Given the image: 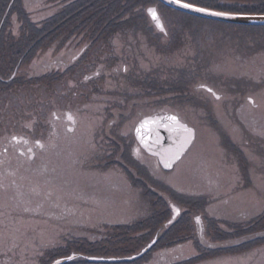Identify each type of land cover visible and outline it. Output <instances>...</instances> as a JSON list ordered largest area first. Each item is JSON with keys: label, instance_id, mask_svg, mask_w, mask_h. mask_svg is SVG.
I'll return each instance as SVG.
<instances>
[{"label": "rangeland", "instance_id": "374dc122", "mask_svg": "<svg viewBox=\"0 0 264 264\" xmlns=\"http://www.w3.org/2000/svg\"><path fill=\"white\" fill-rule=\"evenodd\" d=\"M55 2L58 1L29 6L35 14L33 19L50 14L58 4ZM151 5L157 7L165 34L159 33L147 16L146 8ZM144 6V18L149 24L143 20L137 26L115 31L110 38L113 47L110 39L93 44L94 52L86 54L87 62L79 71L82 81L85 74L81 83H77V74L70 81L52 75L45 68L58 44L65 45L67 37H59L50 44L45 42L28 61H19L17 65V55L10 61V54L25 46L17 32L19 22L11 21V35L6 37L0 54V76L7 78L15 65L19 73L10 89L0 91V143L14 134L41 137L44 144L53 147L52 153L44 157L63 163L57 166L61 170L59 175L68 183L62 182L64 187L49 185L37 173L34 180L42 187L28 188L17 174L0 176V190L11 188L9 183L14 182L13 188L18 191L13 196L1 192L0 205L6 207L7 213L9 210L20 213L17 221L3 219L0 264H42L47 250L62 243L66 235L93 238L103 222L130 221L150 210L148 201L153 198L121 164H111L110 157H114L116 146V153H123L125 165L134 166L121 147L126 145L125 139L133 138L135 123L151 111L176 113L195 129L196 137L189 152L168 172L161 170L153 157L137 151L133 144L138 164L134 167L145 177L139 179L141 183L168 205L172 202L183 210L189 208L156 185L186 195L204 196L207 199L204 215L227 218L229 224L247 220L264 210V27L187 20L154 1ZM150 24L159 36H150ZM70 32L74 33L71 38H77V33L84 31ZM90 33L86 31L82 38L78 37L76 52L89 45ZM173 34L178 39L170 43L175 39ZM149 38L168 46L159 49ZM185 72H191L193 80L177 85L176 75ZM97 73L95 79L86 80ZM144 74L156 76L162 82L160 89L149 88L142 81ZM41 75L44 77L38 80L20 82L21 77ZM200 85L212 88L220 99ZM133 90L146 103L132 111L124 99L136 98L127 95ZM248 97L254 102L250 103ZM66 109L76 118L75 131L68 132L59 121L55 123L56 136L48 138L46 122L52 121L53 112L64 114ZM119 109L126 114L116 116ZM135 168L131 169L133 177H137ZM50 196L57 202L65 198L68 210L62 212L60 203L58 208L52 207ZM203 229L212 239H218L216 232L224 230L222 224L211 225L206 221ZM2 236L13 239L4 241ZM193 253L191 242L172 245L154 250L146 264H170ZM201 264H264V244Z\"/></svg>", "mask_w": 264, "mask_h": 264}, {"label": "trees", "instance_id": "16d2710c", "mask_svg": "<svg viewBox=\"0 0 264 264\" xmlns=\"http://www.w3.org/2000/svg\"><path fill=\"white\" fill-rule=\"evenodd\" d=\"M22 1L23 0H0V54L2 52V47L5 44L6 37L11 35L9 34V30L12 23L9 19V15L12 12H15L19 17L17 19V22H19L17 29L18 32H20V43H22V45L25 44V46L20 48L21 51L19 50L18 53L10 54V61H12L11 58L13 55L18 56L15 62L16 64L17 62L19 63V61L22 63L24 60H30L39 46L47 42L48 39L51 38V35H57L59 32H70L73 29H80V31L83 30L84 32H91L90 38L93 44L97 43V41L100 39L108 41L110 38L114 37L115 31L117 30H126L131 25L137 26L139 23H142L141 21L143 20L145 23L146 19L144 17H146V15L144 13V5H148L152 1L161 4L162 7L169 11L180 14L181 16L187 18V20L221 23L173 10L163 5L158 0H57L58 2L56 3L58 4L55 5V9L50 14L42 17L41 19L34 20L25 12ZM200 6L211 7L213 9L230 12L264 13V0H200ZM147 23L149 24L148 21ZM222 24L234 25L226 23ZM236 26L245 27L244 25ZM143 27L145 28L144 24ZM152 28L153 26L150 24V27L148 28L150 36H159L158 33H155ZM173 35L175 39L170 43H175L176 39H178L177 35ZM149 39L151 43L153 45L155 43L159 49L162 47L167 48L168 46V44H161L155 40H152L151 38ZM110 40L109 42L112 41ZM87 53H89V51L86 52V54ZM191 72L193 73V71ZM191 72H185L181 74L178 73L174 79L176 80L178 78L176 84H182L185 80H189L190 82V78L193 79ZM186 73H189V76H186ZM39 77H44V75L31 76L27 78L21 77L20 82H32L34 80L40 79ZM142 77V81L146 82L147 86L152 90L158 88L160 89L162 86V82L159 81L154 75L144 74ZM15 82L16 79H10L6 82L0 80V91L2 92L10 89ZM125 154L127 157H129L128 152ZM128 159L134 166L138 165L135 160H132L130 157ZM134 166H132V168H135ZM135 170L137 177L131 176V178L144 189L146 194H149L151 198H153L148 201L150 202V210H147L145 215H141L138 218H134L125 223L101 224L98 226L101 229L98 230L96 228L97 231L94 232L93 238H91L92 236H65L62 238V243H59L57 246L47 250V257L42 264H49L55 257L67 255L72 250L88 255L125 256L136 252L151 239L157 228L169 218L170 208L169 205L162 199V197L160 198L158 194L149 190L143 183L139 181V169L135 168ZM150 182L152 183V181ZM156 187L163 190L164 193L177 201L179 204L188 207L189 210L182 211L176 221L164 231L154 247L143 257L132 262L115 264H141L144 260L149 258L154 250L160 248L163 249L193 238L194 224L191 219V215L196 210H204L207 199L204 196L182 194L167 187H161L157 185ZM156 202H159L160 206L162 205V208L158 207ZM205 221L212 225V223L215 224L217 222V219L213 217H207ZM219 222L221 221L219 220ZM229 228L228 234L223 232V230L216 232L217 235H219L218 239H222L225 236L236 238L239 235L247 234L251 230H255L257 228H262L264 230V211H262L261 214L259 213L257 216L248 218L244 221L234 220L229 224ZM240 243L241 244H231L229 246L230 253H237L239 251L245 252L256 245H263L264 232L260 235H257L256 237L247 238L245 241ZM196 244L199 249L201 247L204 248L200 250V256L189 258L185 260V262L172 264H191L201 259H206V257L211 255L210 253L214 255L222 250L221 247H215L216 249H208L210 252H205L204 246L199 243ZM67 264L99 263L78 261Z\"/></svg>", "mask_w": 264, "mask_h": 264}, {"label": "flooded vegetation", "instance_id": "af4514ba", "mask_svg": "<svg viewBox=\"0 0 264 264\" xmlns=\"http://www.w3.org/2000/svg\"><path fill=\"white\" fill-rule=\"evenodd\" d=\"M46 1H48V0H23L22 2H23V5H24L25 12L27 13V15L29 17H31L33 19V16H35V14L31 10H29V6L37 5V4L43 3V2L45 3ZM52 4L54 5V3H52ZM45 16H47V15H45ZM18 18H19L18 14L15 13V12H12L9 15V19L11 21H17ZM34 20H36V19H34ZM71 33L72 32H59L57 35H54V36L51 35V38L48 39V43L50 44L54 40H58L59 37H62V38L67 37V38H69L65 45L61 44V43L58 44V46L56 47V48H58V50H54L56 55L55 54L52 55V57L46 63V67L45 68H46V70L48 72L53 73L52 75H54V76L61 75V76L65 77V80L70 79V81H73L74 78H75V75L77 74L76 77H77V80H79L77 83H81L82 79L80 78L79 71H80V68L83 66V64H85L87 62L86 61V52H88V51H89V53H90V51L94 52L93 49H92L93 42H90L89 45H87V46L83 45L81 47V49L76 52L74 50L76 48V46H77L76 43L80 44L78 37L82 38L84 36V32H82L83 34H80L81 32H78L77 34H79V35L77 36V38H71L72 36H74V33L73 34H71ZM90 41H91V39H90ZM113 45H114V42L111 41L110 42V46L113 47ZM111 47H110V49H112ZM60 49H61V52H60ZM18 52H19V50L16 51V53H18ZM17 65H18V62H17ZM17 65L14 66V69L12 70V73L7 78L0 76V80L6 82L7 80L9 81L10 79H17L16 77H17V75L19 73L18 69H17ZM71 69H73L74 71L70 74V70ZM98 75H99V73L95 74V77L88 76L86 80L89 81L91 79H95L96 77H98ZM83 81H85V74L83 76ZM201 89H203V88H201ZM203 90H205V89H203ZM134 91L135 90H133V92L129 91V93L127 95L130 94L131 97L135 96L136 98H133L130 101H127V98L124 99L128 106H129V103H130V107H131L132 111L134 109H136V107L138 105L143 106L146 103L145 101H141L139 99V98H144V97L136 96L137 93H135ZM205 91H207V89ZM218 95L220 97V94H218ZM214 98H215V96H214ZM248 98H247V100L249 101ZM68 113L72 114V112L67 110V109L64 112V114H57L56 112H53V114H55V115H53L52 121L46 122L47 129H48V131L46 133H47L48 138H53V137H50V136H56V133H54V130L56 128V124L55 123L59 122V121L63 122V124H64V126H65L67 131H68L69 128L72 129V131H68V132L73 133L75 131L76 124H77L76 118L72 114V116L75 118V123H72L71 121H68L67 118H66V115ZM111 113L114 114V112H111ZM165 113H173V112L172 111H162V112L151 111L148 114L143 115L141 117L161 115V114H165ZM124 114H126V113H124V111H122L121 109L116 111V116H120V115H124ZM173 114L177 115L176 113H173ZM131 134H133V129L131 131ZM14 135H12L10 137H6V140H4V141H2L0 143V149H1V152H0V165L2 166V168L0 169V176L1 175L9 176V175L17 174L19 179L23 182V185H26L27 187L28 186L29 187L36 186L37 188L38 187H42L41 183L38 184L39 182L34 180L36 178L34 176H36L37 173L41 175V177H40L41 179H43V180L46 179L45 183H47L49 185H52L53 183H55V184H60L62 187H64L62 182L65 183V184L68 183L67 181L63 180L62 176L60 177V175H59L60 174L59 172L61 170L58 167H59V165H61L63 163H58V160H57V162H56L57 165H56V163H54L52 159H50L49 157H44V155H46L48 153H52L53 147L51 145L44 144L43 141L41 140V137H33V135H30V134L29 135H22V134L16 135L18 137H21L22 139L14 141L13 138H12ZM45 138H46V136H45ZM116 138L120 139V137H118V136H116ZM125 140L127 141L126 145L121 147V150L123 152H125V153L129 152V154L132 157L137 158L136 155H134V152H133V149H132L133 144H136L135 149H138L139 151H141V148L135 142V140L133 141L132 137L129 136ZM25 141H27V143H25ZM36 141H40L41 144H43V147L41 148V147L37 146L36 145ZM29 148L32 149L31 153L28 152ZM113 149H115V151H114L115 154H114V157H110L111 164L112 163L121 164L123 166V168L125 169V171L128 173V175L132 176V172H131L132 166L125 165L126 163L122 159L123 158L122 157L123 153L122 152L119 153V155H120L119 156L116 153V146H114ZM41 152H43L42 153L43 155L39 156V154ZM110 153H113V151H111ZM241 153H242V155H244L243 151ZM29 157H31V158H29ZM126 158L128 160L129 157L126 156ZM86 169L90 170L89 166H87ZM43 180L39 179V181L44 183ZM9 184L12 187L9 188V189L0 190V194H2L1 192H3V193L7 192V195L8 194H11L12 196L13 195H18L17 189L13 188V187H15L16 184L14 182L13 183L10 182ZM7 195L5 197H7ZM52 195H54L56 197L58 196L54 192H52ZM54 196H50V203L52 204V207H57L58 208L57 204L60 203V206H61V209H62L61 211L62 212L67 211L68 210L67 207L69 205H68V202L66 201V199L62 197L60 202H57V201H55L56 199H54ZM8 197H11V196H8ZM48 203H49V201H48ZM65 208H67V210H65ZM5 210H6V207L4 205L3 206L0 205V230L2 228V224H4L3 223V219H8L9 218V219H11L13 221H17V218H19V216H20V213H17L14 210L13 211L9 210V213H7ZM262 211H264V210H262ZM262 211H260L259 213L261 214ZM197 215H200L202 217L203 221H205L206 218L208 217L207 215H204V212L201 211V210H199V211L196 210V212H194L191 215V219H192L193 224H194L193 225L194 226V230H193L194 236H193L192 239L185 241V242H191V244L194 247V253L192 254V256L190 258L200 256L201 255L200 250L204 249L202 247L199 249V247L197 246L196 243H199L202 246H204L205 247V252L206 251L210 252L208 249H210V250L211 249H216L215 247H221L222 250L219 253L214 254V255H212V253H210L211 255L206 257V259H201V260H199L197 262H194V263H191V264H201V263L207 262V260L211 261V259H214V258L225 257V256H229L231 254L235 255L236 253H230V251H229V246L231 244H234V243L241 244L240 242L245 241L247 238L256 237L257 235H260V234H262L264 232V230L262 228H257L255 230H251L247 234L239 235L236 238L235 237L225 236L222 239H212V238H210V235L208 234V232L204 231V229L202 228L201 222H199V223L196 222L195 217H197ZM255 216H257V214L254 215L253 217H255ZM210 217H212V216H210ZM213 218H215V217H213ZM215 219H217L216 223H219V224L223 225V229H224L223 232L228 234V231L230 229L229 228L230 220L227 219V218H219V217L215 218ZM219 220L221 222H219ZM2 239H4V241L6 239L11 241L13 238H11V237L8 238V237H3L2 236L1 240ZM185 242H181L179 244H183ZM10 243H13V242H10ZM260 246H261V244L256 245L254 247H260ZM240 252L241 251H239L237 253H240ZM181 261H182V259L176 260V262H181Z\"/></svg>", "mask_w": 264, "mask_h": 264}, {"label": "water", "instance_id": "95a60500", "mask_svg": "<svg viewBox=\"0 0 264 264\" xmlns=\"http://www.w3.org/2000/svg\"><path fill=\"white\" fill-rule=\"evenodd\" d=\"M161 3L164 5L193 15L197 17H201L204 19H209V20H214V21H219V22H224V23H230V24H236V25H249V26H264V13H241V12H234V13H239V15L235 16H211L207 15L205 13H198L194 12L190 9H185L181 8L178 4L170 2V0H159ZM150 7H155L156 6L151 5L148 6ZM216 11H223V10H218L214 9ZM158 11V10H157ZM147 12V11H146ZM230 12V11H229ZM159 13V12H158ZM148 14V13H147ZM149 16V15H148ZM160 16V15H159ZM150 18V16H149ZM161 19V17H160ZM151 20V18H150ZM152 21V20H151ZM162 21V19H161ZM163 22V21H162ZM153 23V22H152ZM154 24V23H153ZM164 25V24H163ZM155 26V24H154ZM156 27V26H155ZM157 28V27H156ZM157 30H159L157 28ZM160 31V30H159ZM165 27H164V31ZM206 89L209 87H205ZM219 96L218 94H216ZM216 97V96H215ZM170 116H176L175 114L172 113H165L161 115H154V116H146L143 117L135 126L134 129V135L139 143V145L150 155H153L158 158L159 163L163 170H170L173 168L175 163L181 159V157L186 153V151L191 147L194 138H195V130L193 127L189 126L188 124L182 122L177 116V119L179 120L180 124L186 125L188 128H191L193 130V137L191 140V143H188L183 147V150L179 152V158H173V153H175L179 149V145L181 144L182 137L185 135L181 130L178 129L177 125H175L173 122L169 121L167 118ZM146 118H159V123L158 124H152L149 126V129H143L141 133H137L136 129L140 126L141 122L145 120ZM170 128H176V131H170ZM141 134H144L146 139H147V144L142 142L141 140ZM15 137V136H14ZM17 140H21V137H16ZM15 140V141H17ZM165 163L171 164L170 167H165ZM180 206H177L176 204L170 202L169 208L171 210V215L170 218L165 221L163 224H161L156 232L153 234L151 239L146 242L139 250L136 252L125 255V256H104V255H88L84 253H80L77 251H70L68 255L65 256H60L56 257L53 259L49 264H55L56 261H59L60 264H67L71 262H78V261H85V262H90V263H122V262H131L134 260H137L141 258L144 254H146L154 245L155 243L159 240L161 235L164 233V231L171 225L173 222L176 221L178 216L181 214L183 208H179ZM175 209H179V212H176ZM199 217L200 222L201 218Z\"/></svg>", "mask_w": 264, "mask_h": 264}, {"label": "snow or ice", "instance_id": "6c2138e0", "mask_svg": "<svg viewBox=\"0 0 264 264\" xmlns=\"http://www.w3.org/2000/svg\"><path fill=\"white\" fill-rule=\"evenodd\" d=\"M170 2L178 4L181 8L190 9L194 12L198 13H205L207 15L211 16H235L239 15V13L229 12V11H216L211 7H204L200 6V0H170ZM148 15L150 16L152 22L155 24V26L161 31H164V25L163 22L160 19L159 13L155 7H150L146 9ZM201 88H205V85H200ZM207 91L209 93H212L213 96H216L217 99H220L219 96L216 95V93L211 89L207 88ZM249 102H254L252 100V97H249ZM55 115V114H53ZM66 118L68 121H71L72 123H75V118L72 116L71 113H68L66 115ZM169 121L173 122L175 125H177L178 129L181 130L185 135L182 137L181 144L179 145V149L173 153V158H179V152L183 150V147L187 145L188 143H191L192 137H193V130L191 128H188L186 125L180 124L179 120L176 116H170L167 118ZM159 118H146L143 120L140 124V126L136 129L137 133H141L143 129H149V126L152 124H158ZM170 131H176V128H170ZM68 131H72L71 128L68 129ZM150 131V129H149ZM13 140H17L16 137H13ZM141 140L145 144H147V139L144 134H141ZM27 143V141H25ZM36 145L39 147H43V144H41L40 141H36ZM139 151V150H137ZM28 152L31 153L32 149L29 148ZM31 158V157H29ZM171 164L165 163V167H170ZM176 212H179V209H175ZM197 221H199V217L196 218ZM55 264H60L59 261H56Z\"/></svg>", "mask_w": 264, "mask_h": 264}]
</instances>
